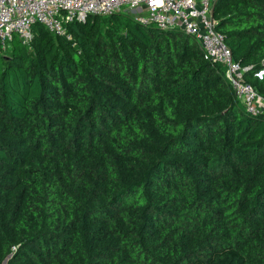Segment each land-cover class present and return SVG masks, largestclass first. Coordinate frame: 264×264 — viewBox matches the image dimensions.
Segmentation results:
<instances>
[{
	"label": "trees",
	"instance_id": "1",
	"mask_svg": "<svg viewBox=\"0 0 264 264\" xmlns=\"http://www.w3.org/2000/svg\"><path fill=\"white\" fill-rule=\"evenodd\" d=\"M126 10L0 44V264H264V113ZM213 15L264 97V0Z\"/></svg>",
	"mask_w": 264,
	"mask_h": 264
},
{
	"label": "built area",
	"instance_id": "2",
	"mask_svg": "<svg viewBox=\"0 0 264 264\" xmlns=\"http://www.w3.org/2000/svg\"><path fill=\"white\" fill-rule=\"evenodd\" d=\"M216 0H0V44L6 48L15 37L23 45L33 39V25L39 23L53 34L71 39L66 24L85 21L88 16H109L133 10L134 19L161 30L180 29L200 45L205 58L225 67L245 110L264 113V97L244 81L249 67L233 59L224 36L215 28L213 8Z\"/></svg>",
	"mask_w": 264,
	"mask_h": 264
},
{
	"label": "water",
	"instance_id": "3",
	"mask_svg": "<svg viewBox=\"0 0 264 264\" xmlns=\"http://www.w3.org/2000/svg\"><path fill=\"white\" fill-rule=\"evenodd\" d=\"M262 73H264V69L259 74H262ZM5 263H6V260L3 261V264Z\"/></svg>",
	"mask_w": 264,
	"mask_h": 264
},
{
	"label": "rangeland",
	"instance_id": "4",
	"mask_svg": "<svg viewBox=\"0 0 264 264\" xmlns=\"http://www.w3.org/2000/svg\"><path fill=\"white\" fill-rule=\"evenodd\" d=\"M127 13H133V10H126Z\"/></svg>",
	"mask_w": 264,
	"mask_h": 264
},
{
	"label": "crops",
	"instance_id": "5",
	"mask_svg": "<svg viewBox=\"0 0 264 264\" xmlns=\"http://www.w3.org/2000/svg\"><path fill=\"white\" fill-rule=\"evenodd\" d=\"M217 1V0H216ZM216 3V2H215ZM215 6V5H214ZM214 9V8H213Z\"/></svg>",
	"mask_w": 264,
	"mask_h": 264
}]
</instances>
